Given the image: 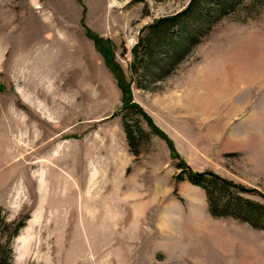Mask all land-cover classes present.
<instances>
[{
	"label": "rangeland",
	"instance_id": "1",
	"mask_svg": "<svg viewBox=\"0 0 264 264\" xmlns=\"http://www.w3.org/2000/svg\"><path fill=\"white\" fill-rule=\"evenodd\" d=\"M190 1L0 0V215L24 223L9 264H264V229L211 216L205 190L176 167L240 185L264 207V83L238 84L249 41L251 74L264 76V3L211 16L175 58L160 40L197 23L160 40L149 27ZM104 49L161 135L122 104ZM222 70L230 97L207 79Z\"/></svg>",
	"mask_w": 264,
	"mask_h": 264
},
{
	"label": "trees",
	"instance_id": "2",
	"mask_svg": "<svg viewBox=\"0 0 264 264\" xmlns=\"http://www.w3.org/2000/svg\"><path fill=\"white\" fill-rule=\"evenodd\" d=\"M243 1L244 0H213V2H211L212 7L210 10H208L205 5L199 8V3L201 2L200 0H191L189 5L182 12L160 19L149 28L153 30L156 35H158L163 29H166V31L170 30V28L174 25H181L182 23L186 22H188L186 24L189 25L191 23H197V25H194V28L186 26L187 28L185 29V33H187V35L185 34V37L178 42L171 41L169 42L170 44L166 43L165 45L162 39L163 36H161L162 40H160V36L158 35L157 38L160 40V45H171L170 52H172V56L176 58L183 51L186 45L192 42L195 37L194 33H196V30L200 28L202 23L206 24L209 22L211 20V16L218 19L228 15L231 12H234L239 6L243 4ZM261 3H264V0L261 1ZM95 43L99 49L102 47L101 39L95 38ZM138 49L139 46L136 45L134 48L135 61H139ZM102 54L107 68L113 74L122 93V104L124 107L134 110L137 115L141 116L147 126L151 129L152 133L161 135V133L153 125L149 117L146 116L142 109L138 105L131 103L130 85L125 81L123 75L121 74L120 68L109 60L110 53L104 49ZM147 57L152 59L153 52L151 50L145 52L144 58ZM123 127L128 144L132 148L133 142L135 140L134 132L131 130L129 125H127V123H124ZM169 150L171 157H178V154L173 149L172 145H169ZM134 152L136 153V151ZM176 167L181 170L178 178L183 177L193 185L201 187L205 190L207 195L208 210L211 216L215 218H234L236 220L248 223L255 229H264L263 225H261L264 221V207L258 203H252L249 200L240 197V193L246 192L242 186L222 179L211 172H193L182 162H178ZM23 224V221H14L9 223L4 217H0V228L6 230L10 229L11 231L4 244L0 243V264H9L11 260L10 242L17 235ZM1 229L0 233L2 232Z\"/></svg>",
	"mask_w": 264,
	"mask_h": 264
},
{
	"label": "bare ground",
	"instance_id": "3",
	"mask_svg": "<svg viewBox=\"0 0 264 264\" xmlns=\"http://www.w3.org/2000/svg\"><path fill=\"white\" fill-rule=\"evenodd\" d=\"M256 43L257 42L256 41L254 42V40L249 41L247 43L248 46L245 47L247 50L245 49L246 51H244V55L240 56V57H243V65L239 63L241 65L239 67V70L241 71V76L243 77L240 78L239 80L240 82L238 84L244 85L245 88H247L249 91L257 90V87L259 88L264 83V76L258 77L256 75L251 74L253 73L254 69L258 67L257 65L259 64L256 62H252V60L250 59L258 51ZM239 61L240 59H238V62ZM207 79H208L209 85H213L214 90L218 91L219 95L222 94V96L224 95L225 97H230L234 93L233 90L235 89L234 87L235 84L233 83L234 81L232 80L230 76V72L228 70H226V72H223L222 70L221 73H219L214 78L209 77ZM236 80L238 81V79Z\"/></svg>",
	"mask_w": 264,
	"mask_h": 264
}]
</instances>
